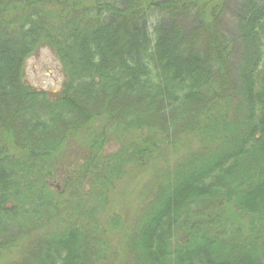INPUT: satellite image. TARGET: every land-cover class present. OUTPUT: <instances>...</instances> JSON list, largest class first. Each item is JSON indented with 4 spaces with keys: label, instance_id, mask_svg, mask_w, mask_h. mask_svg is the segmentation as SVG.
<instances>
[{
    "label": "trees",
    "instance_id": "trees-1",
    "mask_svg": "<svg viewBox=\"0 0 264 264\" xmlns=\"http://www.w3.org/2000/svg\"><path fill=\"white\" fill-rule=\"evenodd\" d=\"M0 264H264V0H0Z\"/></svg>",
    "mask_w": 264,
    "mask_h": 264
},
{
    "label": "rangeland",
    "instance_id": "rangeland-1",
    "mask_svg": "<svg viewBox=\"0 0 264 264\" xmlns=\"http://www.w3.org/2000/svg\"><path fill=\"white\" fill-rule=\"evenodd\" d=\"M62 80L61 67L50 49H41L27 60L25 81L34 89L57 92L61 88ZM178 156H175L173 161L172 155H169L171 157L168 163L169 167H173L175 160L179 159ZM155 166L161 169V159L157 160L156 165H150L148 168L133 169L127 178L114 188L112 199L104 204V213L102 214L112 211L120 215L126 223L130 220L133 221V215L135 217L138 214L139 209L151 198L155 189L154 175L156 172L153 168ZM159 169L158 172H161Z\"/></svg>",
    "mask_w": 264,
    "mask_h": 264
}]
</instances>
